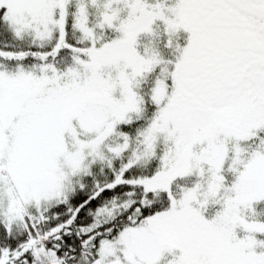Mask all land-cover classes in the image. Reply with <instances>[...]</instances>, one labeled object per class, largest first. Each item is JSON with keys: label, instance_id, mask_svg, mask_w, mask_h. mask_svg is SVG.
I'll list each match as a JSON object with an SVG mask.
<instances>
[{"label": "snow or ice", "instance_id": "obj_1", "mask_svg": "<svg viewBox=\"0 0 264 264\" xmlns=\"http://www.w3.org/2000/svg\"><path fill=\"white\" fill-rule=\"evenodd\" d=\"M264 0H0V264H264Z\"/></svg>", "mask_w": 264, "mask_h": 264}, {"label": "trees", "instance_id": "obj_2", "mask_svg": "<svg viewBox=\"0 0 264 264\" xmlns=\"http://www.w3.org/2000/svg\"><path fill=\"white\" fill-rule=\"evenodd\" d=\"M260 207H264V205H261ZM261 219H264V217H262Z\"/></svg>", "mask_w": 264, "mask_h": 264}]
</instances>
